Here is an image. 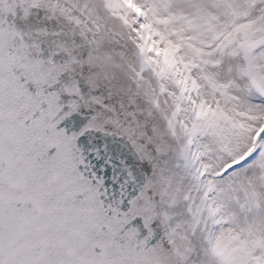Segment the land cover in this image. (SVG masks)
I'll return each instance as SVG.
<instances>
[{"label":"snow or ice","instance_id":"1","mask_svg":"<svg viewBox=\"0 0 264 264\" xmlns=\"http://www.w3.org/2000/svg\"><path fill=\"white\" fill-rule=\"evenodd\" d=\"M0 264H264V0H0Z\"/></svg>","mask_w":264,"mask_h":264}]
</instances>
